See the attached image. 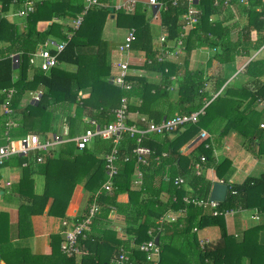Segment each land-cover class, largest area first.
I'll return each instance as SVG.
<instances>
[{
	"label": "trees",
	"instance_id": "1",
	"mask_svg": "<svg viewBox=\"0 0 264 264\" xmlns=\"http://www.w3.org/2000/svg\"><path fill=\"white\" fill-rule=\"evenodd\" d=\"M157 1L162 7L156 16L148 1H136L130 11L121 8L112 12L118 27L135 28L133 49L142 50L145 59H151V64L145 62L140 68L159 75L158 79H152L135 72L128 77L131 88L124 89L109 82L107 42L101 37L111 15L109 7H114L113 0H99L101 6L89 9L75 30L69 21L82 11L85 0H35L34 11L21 17V23L7 14L12 7L15 11L20 8L24 0L14 4L13 0H0V105L5 101V90L14 89L9 101L11 112L3 111L0 115V145L8 143L11 137L31 133H38L44 140L47 132L61 133L62 129L57 128L60 122L68 127L66 137L90 128L89 119L102 126L114 120L113 109L119 106L122 97L127 98L130 112L156 123L204 110L195 123H185L170 133L146 134L143 143L152 150L146 165H137L132 158L122 160L135 145V138L124 133L119 145L118 171L112 178L110 192L101 187L107 179L101 156L114 146L111 139L96 138L82 150H77L73 142H64L47 151L14 156L13 162L18 166L28 162L21 166L22 178L10 188L11 194L21 197L20 210L27 217L46 213L62 218L69 225L66 209L77 184L83 186L85 209L70 225L88 213L95 195L100 207L90 231L79 240V246L87 253L72 256L61 252L62 239L58 235L51 236L52 257H35L21 244H11L9 230L1 224L4 218L1 215L0 258L7 264H47L49 260L52 264H114L120 249L133 262L143 261L144 253L137 245L155 236H159V264H204L206 260L213 264H264V172L247 177L240 184L230 182L235 168L226 157L216 160L209 137L187 154L182 151L185 144L205 129L210 134L218 132L217 140L234 130L249 143L257 140L259 149L255 155L264 152V127L260 126L264 121V105L257 108L260 101L264 102V57H258L264 49V0H248V5L231 0V5L239 9V17L230 6L223 2L216 6L213 0L197 3L178 0L175 4L172 0ZM190 6L199 10L198 21L184 38L182 61H157L155 56L160 47L149 32V17L158 19L161 33L166 32V40L171 42L183 32L182 17ZM62 19L66 22H61ZM41 22H46L43 29L38 28ZM69 32L72 35L67 38ZM51 38L66 40V45L57 55V65L43 72L31 65L29 58L39 45ZM201 48L214 53L208 57L206 66L191 68V53ZM13 55L18 58L17 64L13 63ZM237 57H250L242 75L237 73L228 82L227 76L231 75L214 77L213 90L221 89V92L210 101L212 94L206 84L211 77L206 75L207 68L213 60L226 66ZM67 65L75 69L68 70ZM241 77L244 81L238 79ZM35 90H40L41 96L38 101H30V92ZM248 99L251 103L243 109ZM8 121L16 125L7 134ZM36 156L42 160L35 162L32 158ZM195 163H201L199 174ZM212 166L217 177L228 186L220 206L241 205L260 215L258 221L235 234L228 232L222 216H213L208 208L183 200L184 197L202 200L208 197L212 182L206 178L205 168ZM138 170L142 177L140 183H135ZM32 175L44 177L41 193L33 191ZM179 177L184 180L180 185L175 184ZM120 194H125L127 200L119 201ZM180 209H185V214L175 221H160L168 211ZM116 220L120 221L126 237L118 244L106 235L113 230ZM210 226L219 227L220 235L201 244L197 231Z\"/></svg>",
	"mask_w": 264,
	"mask_h": 264
},
{
	"label": "built area",
	"instance_id": "2",
	"mask_svg": "<svg viewBox=\"0 0 264 264\" xmlns=\"http://www.w3.org/2000/svg\"><path fill=\"white\" fill-rule=\"evenodd\" d=\"M129 1V0H128ZM178 0H172V3L175 4ZM193 2H198V0H190ZM17 0H13V4L16 3ZM135 0H130V2L121 1L114 5V9L125 8L129 10L133 8ZM226 6H232L231 0H213L214 5L219 6L222 3ZM245 5H248V0H240ZM149 5L153 10V15L156 16L158 14L159 9L162 7V3L157 0H148ZM101 6L99 0H85L84 7L82 11L77 15L75 19H73L70 23V27L75 30L77 29L82 20L83 16L87 13V11L93 7ZM35 9V0H24L23 5L20 8H17L13 14H16L20 17H25L29 13L33 12ZM199 10L195 6H190L187 13L182 17L183 32L180 34V37L174 41L166 40V32H163L159 36V52L156 54L155 58L159 62H163L166 60H176L180 53L184 51L185 54V44L184 38L188 31L197 23L198 21ZM72 35L71 32L67 34V38H70ZM136 39L135 28L131 27L127 31L123 40L117 44L115 49L111 51L114 56H117V59L113 62V66L116 69V72L109 77V82L115 86L130 89L131 83L128 80V77L135 73L132 65L133 58H135V54L133 51V42ZM66 45V40L60 39L59 41H55L54 39H48L43 44L39 45L37 49L30 54L29 63L35 67H38L43 72L50 71L55 65H57V55L64 49ZM264 47V46H263ZM174 51V53H173ZM147 62V64H151V59H144L143 63ZM13 63H18L17 56L13 55ZM174 78V77H172ZM6 98L2 103V108L5 113H10L11 109L9 106L10 98L14 92L13 88H8L5 90ZM221 89L212 94V99H214ZM30 96L32 100L38 101L41 96L40 90H35L30 92ZM127 98L122 97L120 99L119 106L113 109L114 120L100 126L96 120L89 119L91 124L90 128H87L82 133L74 136H68L67 132L62 134H53L51 138H45L44 140L40 139V136L37 134H30L26 137H22L17 140L16 143L9 142L4 145H0V165H2L10 156L15 154L20 155H30L34 154L38 150L47 151L49 147H52L56 144L64 143V142H73L77 150H82L87 147L94 139H111L114 143L112 149L104 153L101 157L105 161V169L107 179L102 184L103 190L110 192L113 188L112 178L116 175L118 171V160L119 156V145L120 140L124 133H128L131 137L135 138V145L131 150L130 155H125L122 160L127 161L129 158L134 159L137 165H146L148 164V158L151 155V148L143 143V140L146 138V134L149 133H170L177 130L180 126L185 123H195L198 120L199 115L204 113L203 108L198 111H194L190 114L183 115H175L174 117L163 119L160 123H156L153 121H148L144 116H138L128 110ZM208 101L206 105L210 102ZM130 121V123H129ZM11 125H15L13 121H8L6 126L9 127ZM261 127H264V123L260 124ZM199 139L208 138V133L205 130H201L197 136ZM35 162H40L42 160L41 156H36L33 158ZM201 162L205 160V157L202 156L200 158ZM28 162H24L23 166H26ZM195 171L199 174L202 171L201 163H195L194 165ZM142 177L141 170L137 171L135 183H140ZM184 182L183 178H177L175 180V184H182ZM219 182H223L221 179ZM224 183V182H223ZM234 193V191H233ZM187 203L196 204L199 206H203L208 208L213 216H222L225 221L229 217H233L235 215H240L243 213L250 212L246 210L243 206L239 205L237 207H221L218 201H211L207 197L205 200L202 199H189L187 197L183 198ZM225 201V200H224ZM99 204L96 201V195L94 196V200L88 208V213L83 216V218L72 224L68 225L66 221L63 222L65 226H67L62 234V242L60 245V250L66 256L72 255H82L86 254L87 250L79 246V240L86 237V233L90 231L92 220L95 217ZM185 209H180L178 211L170 210L161 218L162 221H175L178 216L184 215ZM250 217L256 222L259 220L260 215L256 210H251L249 214ZM194 231H197L194 228ZM207 241L206 239L200 240V243H204ZM139 251L144 253L143 261L133 262L132 259L129 258L128 254L124 249H120L118 255L113 260L114 264H159L160 257V248L159 244L155 243L154 238H150L149 240L143 241L137 245ZM204 264H213L210 261H205Z\"/></svg>",
	"mask_w": 264,
	"mask_h": 264
},
{
	"label": "crops",
	"instance_id": "3",
	"mask_svg": "<svg viewBox=\"0 0 264 264\" xmlns=\"http://www.w3.org/2000/svg\"><path fill=\"white\" fill-rule=\"evenodd\" d=\"M116 1L117 2L114 3V5L117 4L118 2L125 0H116ZM135 1L147 2L148 0H135ZM14 12H15L14 7H12V9H10L7 15L9 16V14H13ZM21 22L22 21L20 20L17 23H21ZM45 25H43L41 22L39 23L38 28L43 29ZM103 38L107 39L106 35H103ZM121 41L122 40L113 41L110 46V52H109L110 58H107L109 61V65L111 66L110 76H112L116 72V69L113 66V62L117 59V56H114V54H112L111 51L115 49L117 44ZM203 49L204 48H201L199 50H194L191 54L194 55V60H195L194 63L206 66L208 57H210L212 54L209 53L210 51H208V49L207 50H203ZM134 54L136 55L135 51ZM216 63L218 62L213 60L211 62L210 67L207 68L206 70V75L211 77V80L206 84V88L208 89L209 94L215 93V91L213 90L214 88L213 81H214V77H216L217 75H212L210 71H212ZM66 68L68 70L75 69L74 66L72 65H67ZM149 74H150L149 72H146L145 75L147 77L155 79L152 75L149 76ZM16 77L17 74L15 73L14 78ZM238 79H240V81H244L245 78L241 77ZM86 95L87 94H84V96ZM29 99L31 101L32 98L29 97ZM250 101L251 99L245 101L243 105V109L247 108L250 105L251 103ZM263 105L264 102L260 101L259 106H257V108L259 109L261 108L260 106ZM2 112H3V108L2 105H0V115ZM14 124L16 125V122H14ZM15 125L6 127V133L8 134V131H10V129L13 128ZM59 125L62 128H60L59 126L58 128L62 129V131L61 133L58 134H62L65 131L68 132L67 126H65L61 122L59 123ZM63 130L65 131L63 132ZM201 130H205V129H201ZM31 134H37L38 136H40L38 133H31ZM53 134L56 133L54 131L47 132L43 138L44 139L50 138L49 135H53ZM218 134H219L218 132L215 134L208 133V137L210 138L211 145L213 148V156H215L216 160H219L222 157H226L231 161L232 165L235 168V171L229 180L230 182L240 184L245 180V178L250 176H258L262 172H264V155L262 156L255 155L257 150L259 149L258 148L259 145L257 144L258 142L256 139L252 140L249 143L247 138H244L234 130H229L226 134L222 136L220 140H217ZM28 135L30 134H26L24 137ZM22 137L23 136L15 137V138L11 137L8 143L9 142L16 143L17 140H19ZM201 141H203V139H199L198 137H195L193 140H191L189 143L185 144L182 147V151L184 152V154H187L189 151H191L192 148L197 146ZM14 156H17V154L10 156L6 160V163L0 165V216L2 215V217H4L1 224L8 228L11 244L12 243L21 244L23 247H26L30 251L31 255L35 257L36 256L52 257L51 255L52 247L50 243L52 238L51 236L58 235L59 238L62 239L63 231L67 226L63 224L64 220L62 218L53 217L46 213L42 215H33L31 217H27L26 213L20 210L19 205L21 204L22 199H20L21 197L19 198L18 194L16 193L11 194L10 188L12 184L17 183L22 178L23 168L21 166H23L24 163L21 166L14 164L13 162ZM205 176L212 183L214 181L220 180L216 175L214 166L205 168ZM30 178L34 180L33 191L35 193H41L44 187L43 176L32 175L30 176ZM118 200L126 201L127 196L125 194H120L118 196ZM84 209H85V201H84L83 186L81 184H77L73 190L71 199L66 209V215L69 216L68 220H70V224L72 220H75L77 217L81 216L84 213L83 212ZM247 218H248L247 213L235 215L233 218L229 217L225 221L228 232L236 233L238 230L243 229L245 227L244 222L245 224H247V226L251 225V222H247L248 221ZM112 228L113 230H110L106 233V235L109 237V240L115 244L122 242L123 239H125L126 237L121 229L120 221L119 220L113 221ZM197 235L200 240L202 239L211 240L217 238L220 235V231L217 226H210L198 230ZM6 255H9V253L6 252ZM42 261L44 260H40V262ZM0 264H7V263L0 258ZM10 264H15V262H12ZM47 264H52V263L49 260Z\"/></svg>",
	"mask_w": 264,
	"mask_h": 264
},
{
	"label": "rangeland",
	"instance_id": "4",
	"mask_svg": "<svg viewBox=\"0 0 264 264\" xmlns=\"http://www.w3.org/2000/svg\"><path fill=\"white\" fill-rule=\"evenodd\" d=\"M113 2H117L116 0H113ZM127 2H130L127 1ZM231 10H233L234 14H236L237 17L240 16V13H239V9L236 7L234 8V6H231L230 7ZM150 12V11H149ZM149 16L150 13H149ZM9 17L13 20V21H17L19 22L20 20L22 21L23 18H21L20 16L16 15V14H9ZM150 19V22L148 24V27H149V32L151 33V35L155 38L154 40L158 43L159 40V36L162 32V29L158 23V19H154L153 17H149ZM233 20H236L233 19ZM232 20V21H233ZM72 20L69 21V24L71 23ZM61 22H66L64 19L61 20ZM236 22V21H235ZM46 22H42L43 25H45ZM129 30V27L126 26V25H122V26H117L116 23H115V20H111V18H108L107 21L105 22L104 24V30H103V33L101 35V37L103 38V35H106L107 39L106 38H103L106 42H107V58H110V54H108L110 52V46H111V43L113 41H120V40H123L124 36L126 35L127 31ZM106 31H107V34H106ZM235 34L236 32L233 30V37H235ZM157 38V39H156ZM55 41H59V39L57 38H54ZM208 48H204L203 50H207ZM135 51L136 55H135V58H133V65L134 66V69H135V72L138 73V74H143L145 75L146 72L144 69H141L140 66H142L144 63V59L145 57L143 56V51L142 50H134ZM194 51V50H193ZM192 51V52H193ZM208 51H210L209 53L210 54H213L214 51L208 49ZM174 53V51H173ZM255 54V53H254ZM253 54V55H254ZM138 55V56H137ZM192 55V54H191ZM206 55V53H205ZM252 55V56H253ZM258 57H264V49L260 50ZM183 56H184V51L182 53H180L178 56H175L177 57L176 60H173L174 62L175 61H179L181 62L182 59H183ZM251 57V56H250ZM250 57H237L236 60L232 63V64H226L223 65V64H218L216 63L215 66L213 67L211 74L212 75H217V77H223V76H227V75H231V76H227L228 79L226 82L230 81L231 78H233L237 73L241 74L242 75V72H243V69L245 67V65L247 64V62L249 61ZM194 55L190 56V67L193 68V67H196V66H201L200 64H197V63H194ZM233 72V74H232ZM153 76L155 79H158V75L157 74H154V73H151L149 74V76ZM233 76V77H232ZM174 90V89H173ZM28 98V97H27ZM66 126V125H65ZM60 128H62L60 125H59ZM58 128V127H57ZM65 130H63L64 132ZM66 132V131H65ZM64 132V133H65ZM49 137L51 138L52 135H49ZM261 152V151H260ZM258 155V154H257ZM261 156L264 155V152H262L260 154ZM257 173V172H256ZM44 179V177H43ZM44 182V181H43ZM250 212H247L248 214V218H247V222H251L252 224L255 223V221L250 217ZM234 217V216H233ZM232 217V218H233ZM231 219V218H230ZM244 226L246 227L247 224H245L244 222ZM219 228V227H218ZM232 234H235L234 232ZM62 242V240H61ZM61 245V243H60Z\"/></svg>",
	"mask_w": 264,
	"mask_h": 264
},
{
	"label": "water",
	"instance_id": "5",
	"mask_svg": "<svg viewBox=\"0 0 264 264\" xmlns=\"http://www.w3.org/2000/svg\"><path fill=\"white\" fill-rule=\"evenodd\" d=\"M109 11L111 12L110 17L113 18L112 12L114 11V7H109ZM228 186L227 184L219 181H214L212 183L210 192H209V200L211 201H218L220 203L224 202L227 194ZM155 243H159V236L154 237Z\"/></svg>",
	"mask_w": 264,
	"mask_h": 264
}]
</instances>
